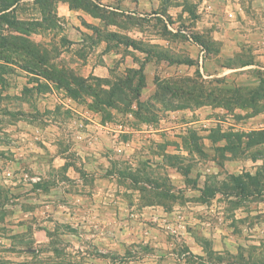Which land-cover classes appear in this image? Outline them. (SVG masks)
<instances>
[{
    "label": "rangeland",
    "instance_id": "374dc122",
    "mask_svg": "<svg viewBox=\"0 0 264 264\" xmlns=\"http://www.w3.org/2000/svg\"><path fill=\"white\" fill-rule=\"evenodd\" d=\"M60 1L104 22L67 38ZM238 1L0 16V264H264V6Z\"/></svg>",
    "mask_w": 264,
    "mask_h": 264
},
{
    "label": "crops",
    "instance_id": "0c3cea01",
    "mask_svg": "<svg viewBox=\"0 0 264 264\" xmlns=\"http://www.w3.org/2000/svg\"><path fill=\"white\" fill-rule=\"evenodd\" d=\"M94 2V4L99 7V8H105L107 10H112V11H117L116 6H120V7H126L130 6L132 4L131 0H92ZM106 1H108V3H106ZM236 6L239 9H243V4H241L238 0H236ZM263 0H252V6H260L263 5ZM131 13V12H130ZM57 14L60 17L67 19H70L71 21L68 22L67 21V25H68V30L69 32H67V38L71 37L72 31H74L77 35L78 38H75V40L77 42L79 41H83V36L86 34L85 32H89V31H94L97 28L100 27V25L104 22L103 18L99 15L96 14H91L88 10L78 7L77 9H73L69 6V4H67L66 2H62L60 1L57 5ZM92 26V27H91ZM99 26V27H98ZM110 26V25H109ZM111 27H113V32H116V29H118V26L116 24H111ZM259 28L261 29V33L263 35V40H264V26L259 25ZM123 31V42H119L117 40H114L112 44H117V45H121L124 47H127L128 49H130L132 46L131 42V30H128L127 28L124 27ZM142 33V32H140ZM109 41V40H108ZM112 41V40H111ZM105 46L107 45V43L104 41L102 42ZM108 46V45H107ZM194 46V44H193ZM258 50H261V44L258 42L257 45ZM198 50V49H197ZM199 53H196V55H193L192 53L190 54V57L193 58L195 61L198 60L199 63L202 62L203 58L205 60H207V51L205 49H200L198 51ZM199 54V55H198ZM107 55H112V56H116V52L114 50L111 51H107L105 54V57ZM259 57L262 58L264 57L263 54H259ZM200 66V65H199ZM104 66L102 65H97L94 69H93V73L97 74L99 72H103V68ZM201 68V66H200ZM213 75H217V74H207L205 75L206 77H212ZM205 108L206 106L203 105ZM202 108V107H201ZM189 110H192L190 107L188 108ZM195 109V108H194ZM199 109V108H198ZM181 109L180 107H178L177 109L174 108L171 111H177L179 112ZM199 120H193L191 121V123L193 122H198ZM174 122V121H173ZM172 122V124H174ZM121 252V251H119Z\"/></svg>",
    "mask_w": 264,
    "mask_h": 264
},
{
    "label": "trees",
    "instance_id": "16d2710c",
    "mask_svg": "<svg viewBox=\"0 0 264 264\" xmlns=\"http://www.w3.org/2000/svg\"><path fill=\"white\" fill-rule=\"evenodd\" d=\"M19 1L20 0H0V16L2 15V17L5 18V20H8L5 17L6 15L3 14L10 13L14 9V7L18 4ZM35 2L38 3V0H35ZM51 12L54 13V10L52 9Z\"/></svg>",
    "mask_w": 264,
    "mask_h": 264
},
{
    "label": "built area",
    "instance_id": "2783aa9c",
    "mask_svg": "<svg viewBox=\"0 0 264 264\" xmlns=\"http://www.w3.org/2000/svg\"><path fill=\"white\" fill-rule=\"evenodd\" d=\"M229 16H231V14H229Z\"/></svg>",
    "mask_w": 264,
    "mask_h": 264
}]
</instances>
